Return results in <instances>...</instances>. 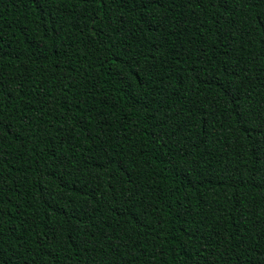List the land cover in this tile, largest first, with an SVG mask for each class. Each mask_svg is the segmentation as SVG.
Masks as SVG:
<instances>
[{"label":"trees","instance_id":"1","mask_svg":"<svg viewBox=\"0 0 264 264\" xmlns=\"http://www.w3.org/2000/svg\"><path fill=\"white\" fill-rule=\"evenodd\" d=\"M0 264H264V0H0Z\"/></svg>","mask_w":264,"mask_h":264}]
</instances>
